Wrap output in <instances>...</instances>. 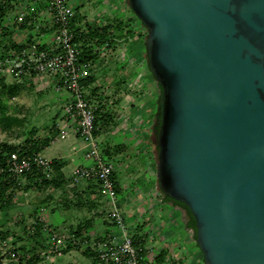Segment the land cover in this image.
Instances as JSON below:
<instances>
[{
	"label": "water",
	"instance_id": "1",
	"mask_svg": "<svg viewBox=\"0 0 264 264\" xmlns=\"http://www.w3.org/2000/svg\"><path fill=\"white\" fill-rule=\"evenodd\" d=\"M160 86L155 176L203 264H264V0H128Z\"/></svg>",
	"mask_w": 264,
	"mask_h": 264
},
{
	"label": "rangeland",
	"instance_id": "2",
	"mask_svg": "<svg viewBox=\"0 0 264 264\" xmlns=\"http://www.w3.org/2000/svg\"><path fill=\"white\" fill-rule=\"evenodd\" d=\"M69 3L76 14L72 30L77 37L80 33L87 32V24L92 28H100L109 23L115 30L122 52L120 60L113 59L114 56H111L107 61L104 60L99 64L97 62L99 69L95 70L94 82L87 86V90L91 101L97 106L98 130L96 135L99 147L102 155L114 167L117 186L116 200H119V206L124 207V203L130 196H139L147 192V181L151 178L155 179L154 171L147 167L145 152V146L150 145L154 160L157 162L153 129L156 123L155 107L153 106V115L148 118V122L141 120L136 100V94L140 92L141 87L130 81L128 64L124 65L126 68L120 65L126 54L123 52L124 42L120 40L126 35L123 36L115 29L116 25L121 26L117 23L118 19L115 15L108 14L101 9L103 5L99 0H70ZM1 4L6 7L4 15L0 18V52L8 48H16L18 45H25L31 40L40 43L42 39L38 38L39 33L45 34L46 39L49 38L50 33L40 20L42 15L38 9L39 3H34L33 0H0ZM82 7L84 8L81 9ZM20 14L23 18L18 23L17 17ZM136 21L138 23V20ZM79 42L83 43L81 39ZM0 81H2L0 84V117L4 116L8 120V124L0 122V142L28 147L32 153L45 155L52 162L66 159V142L52 139L55 134L54 124L62 113L66 94L63 91L54 90V77L33 75L22 78L21 81L12 77ZM10 87H14L13 92L9 91ZM52 140L54 145H51ZM74 145L78 151H81L79 162H82L85 145L83 146L79 140ZM36 148L39 150L35 151ZM54 177L56 181L61 182L60 177L57 178V175ZM67 188H76L77 191L90 189V196L85 197L90 198L94 204L92 207L94 213H88L87 210H84L82 214L75 213L73 218L76 221L73 223H66L64 215L60 217L56 214L57 212H53V216L50 217L52 213L50 210L56 209L52 207L69 208L77 198L65 189L63 191L62 188L47 190L40 186L35 177L29 178L15 190L12 204L0 209V264L94 263L93 255L84 246H69L58 254V250L56 251L47 243L48 233L43 229L32 228L31 223L34 216L45 208L46 221L54 229L66 233L67 237L94 234L92 236L98 238L102 235L98 234L99 229L109 223L108 207L102 202L104 195L100 188L85 182L77 183V186L72 184ZM82 199L84 197H81V202ZM49 206L51 207L47 208ZM88 207L89 205L86 204L85 208ZM86 220H92L94 224L91 227L84 226L83 222ZM107 227L104 228L107 229ZM112 227L111 224L108 228ZM91 228L95 229L91 230ZM196 250L202 256L200 250L197 248ZM153 264L163 263L155 261Z\"/></svg>",
	"mask_w": 264,
	"mask_h": 264
},
{
	"label": "built area",
	"instance_id": "3",
	"mask_svg": "<svg viewBox=\"0 0 264 264\" xmlns=\"http://www.w3.org/2000/svg\"><path fill=\"white\" fill-rule=\"evenodd\" d=\"M39 1V0H36ZM46 12L51 19L53 29V47L46 49L37 42H29L20 48H8L0 52V79L12 77L17 81L33 75L54 77L53 88L57 92H66L68 99L64 102L62 113L55 121L53 140H64L70 135L78 136L86 147L85 157L91 164H78L71 172V184L83 180H94L107 200L109 210L107 218L119 230V234L106 233L100 237H67L63 231L50 226L46 221L44 209L32 220V225H40L48 233L47 243L58 254L69 246L85 247L93 254V264H150L154 254L151 245L144 243L143 237L129 233V227L116 200L117 192L114 181V167L101 153L96 132L97 106L88 96L87 86L82 80L91 76L93 59L80 58L81 45L75 41L71 22L75 10L69 0H43ZM23 15H18L20 23ZM114 42V41H113ZM113 42L109 46L113 47ZM114 52L119 53L115 46ZM5 165L21 185L26 173L40 172L51 179L54 176L52 161L42 154L20 155L18 150L6 154ZM0 165V173L3 171Z\"/></svg>",
	"mask_w": 264,
	"mask_h": 264
},
{
	"label": "crops",
	"instance_id": "4",
	"mask_svg": "<svg viewBox=\"0 0 264 264\" xmlns=\"http://www.w3.org/2000/svg\"><path fill=\"white\" fill-rule=\"evenodd\" d=\"M33 1L34 3H39L38 9L39 13L42 15L40 20L43 21V26H45L46 30H48L50 33V36L47 39L46 37H44L45 34H38V38L42 39L40 43L45 44L43 46L41 44L40 46L46 49H50L54 44L53 29L51 26V19L46 12V3L43 0ZM99 1L100 4L103 5L101 9H103L105 12H108V14L115 15V17L118 19L117 22H119L123 28L121 34L123 36L126 35V37L121 38L120 40L122 41V43L124 42L123 46H125V49L123 50V52L126 53L124 55V59L122 57L123 61L120 62V65L124 66L128 64L127 67L128 70H130L128 77L130 81L133 83H137V85L141 87L140 92L136 94V100L138 101L139 105L138 111L140 113L141 120H143L144 122H148V118L153 115V103L160 93V86L154 80L149 70L147 69L148 67L144 42L146 38V29L142 24H140L139 22L137 23V19L131 11L127 0ZM83 8L84 7H82L81 9ZM44 39L46 40L43 41ZM31 42L39 43V41L36 40H31ZM113 44V47L98 46L97 49H95L92 57L94 63L92 76H94L95 70L99 69V65L97 67V62L99 64L104 60L107 61L111 56H114L113 59H121L122 52L116 38L114 39ZM115 46L119 49L118 54L114 52ZM108 53H110V55H108ZM67 99L68 95L65 94V101ZM78 140L81 141V144L84 146L82 140L74 135H70L67 139L63 140L64 142H66L65 147L67 157L66 159L57 160L61 165L59 176V180L61 181L60 184L58 186H43L47 190H49V188H62V190L64 191L65 189L66 192L71 193V195L77 198L76 200H74L75 203H73L69 208L52 207L56 209L50 210L52 212L50 213V217L53 216V212H57L56 214H59L60 217L64 215L66 223H73L74 221H76L73 218L75 213L82 214L84 210H87L88 213H94V208H92L94 204L91 202L90 198L85 197L90 196V189L85 188L82 191H77L76 188H67L68 186H72L70 178L74 166L78 164H91V160L85 157L86 147H84L85 150L82 155V162H79L81 151H78V149H76V145H74V143H76ZM53 142L54 141L52 140L51 145H54ZM145 148L147 167H149L151 171H154L155 176L156 161L154 160L153 153L150 150L151 146L146 145ZM82 182L92 185L94 184L98 188H100L94 180H83L79 183ZM146 184H148L147 192H143L144 194H139V196H130L124 203V207L119 206L120 204L118 200V206L122 210L126 218V222L129 227V233L133 234L136 237H143L144 243L153 247L154 254L151 258H149L150 264H153L155 261H157L158 263L162 262L163 264H194L197 262L199 264H203V256H200V254H198L196 250L197 246L195 244V241L193 240V229L188 225L189 217L186 209L176 203H173L172 201L165 199L162 196L158 188L156 176L155 179H149ZM81 197H84V199H82V202L80 201ZM102 202L108 207L109 210V206L105 197ZM85 203L89 205L88 208H85ZM50 207L51 206L47 208ZM43 209L45 211V208ZM44 215L46 217V213H44ZM108 223L109 225H105L104 227H110L111 224L113 227H107V229H105L104 227L100 228V233L98 234H119L118 228L113 225V223L109 222V220ZM92 224H94V221L92 220H86L83 222L84 226L89 225L91 227ZM93 229L95 228H91V230ZM92 235L94 234H91V236Z\"/></svg>",
	"mask_w": 264,
	"mask_h": 264
},
{
	"label": "trees",
	"instance_id": "5",
	"mask_svg": "<svg viewBox=\"0 0 264 264\" xmlns=\"http://www.w3.org/2000/svg\"><path fill=\"white\" fill-rule=\"evenodd\" d=\"M5 7H6L5 5H2V4L0 5V18H2V16L4 15ZM73 20H74V18L72 19V22H71V29H72ZM138 22L141 24V22L139 20H138ZM117 23L120 24L119 22H117ZM86 28H87V32L86 33H80L78 35V37L74 33L75 41L79 42L80 39H81V41H83L82 44L79 42L81 45L80 58L82 60L91 59L93 57V53H94L95 49H97L98 46H103L105 43H107L110 46L111 43L116 38L115 30L113 27H111V25L109 23L106 25H103L100 28H97V27L92 28L91 25L87 24ZM115 29L118 30L119 32H122V30H123L122 26H120V25H116ZM145 40H146V38H145ZM21 46H23V45H18V46H16V48H20ZM145 51H146V48H145ZM146 58H147V54H146ZM0 80H2V79H0ZM93 82H94V77L92 75L82 80V83L85 86H88L89 84H92ZM1 83H2V81H0V84ZM2 86H4L6 88V86L4 84H2ZM13 88L14 87H10L9 91L13 92ZM159 97H160V93H159L157 99L153 103V106L155 107L154 115L156 117V123L153 125V129H154V133H155L157 150H158V146H157V138H156L157 136L156 135H157V130H158V126H159V117H160V114H159ZM0 122L8 124V120L4 116L0 117ZM46 142H48V140ZM36 149H35V151L39 150L38 148H36ZM15 150H18L20 155H32V154H34L28 149V147H22V146H17V145H13V144L0 142V165H2L4 167L3 171L0 173V209L7 207V206H10L12 204V201H13L14 195H15V190H17L20 187V185H18V183L16 181L15 176L10 171H8V169L6 168V165H5L6 154L11 152V151H15ZM52 168L54 171V175H57V178H58L60 175L61 165L57 161H53L52 162ZM33 177H35V179L39 181L40 186H50V185L58 186L60 184V182L56 181V177L53 176L54 179H53V177L51 179H48L36 170L31 172V173H26L24 175L23 183L26 182V180H28L29 178L32 179ZM114 181H115V178H114ZM115 188H116V192H117L116 181H115ZM162 196L165 199L172 201L173 203H176V204H178V205H180L186 209L188 217H189L188 225L190 226V228L193 229V232H194L193 233V235H194L193 240L195 241V237H196L195 221H194V218L191 215L189 209L187 208V206L184 205L183 203L172 200V199L164 196L163 194H162ZM32 228L38 229V230L42 229V227L40 225L32 226ZM195 244L197 246L196 241H195ZM197 248H198V246H197ZM90 254H92V253H90ZM0 262H1V257H0ZM29 262H32V261H29Z\"/></svg>",
	"mask_w": 264,
	"mask_h": 264
}]
</instances>
